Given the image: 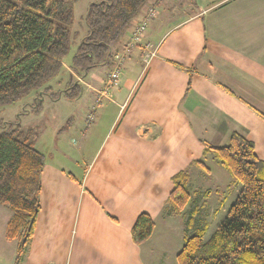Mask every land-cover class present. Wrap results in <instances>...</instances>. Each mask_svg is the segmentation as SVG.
I'll use <instances>...</instances> for the list:
<instances>
[{"label": "crops", "instance_id": "0c3cea01", "mask_svg": "<svg viewBox=\"0 0 264 264\" xmlns=\"http://www.w3.org/2000/svg\"><path fill=\"white\" fill-rule=\"evenodd\" d=\"M121 47L115 80L112 56L76 79L81 91L68 104L56 97L64 122L35 140L40 208L17 262L11 246L13 264H178L185 237L207 226V238L234 199V179L205 145H226L236 131L264 161V0H148L112 54ZM185 169L190 197L173 214L165 200ZM142 212L154 230L136 244Z\"/></svg>", "mask_w": 264, "mask_h": 264}, {"label": "trees", "instance_id": "16d2710c", "mask_svg": "<svg viewBox=\"0 0 264 264\" xmlns=\"http://www.w3.org/2000/svg\"><path fill=\"white\" fill-rule=\"evenodd\" d=\"M75 1L0 0V105L15 103L32 92L40 96L45 93L44 87L51 89L46 83L61 74L63 60L74 44L69 69L76 75L83 76L108 63L112 44L148 0L90 2L84 15L87 29L78 42L71 30ZM80 91L73 80L55 93L56 97L63 92L64 98L73 99ZM37 105L39 110L41 101ZM37 138V133H24L20 127L0 130V203L10 211L5 237L17 242L16 262L33 234L40 208L44 154L35 147ZM207 150L239 183V189L207 238V226L194 228L185 237L176 255L177 263L264 264V161L257 157L253 142L236 131L231 132L226 145H205L204 154ZM192 164L205 167L201 160ZM188 179L187 169L172 176L174 186L165 202L173 214H180L189 200ZM153 230V218L140 213L131 228L133 242L143 243Z\"/></svg>", "mask_w": 264, "mask_h": 264}, {"label": "rangeland", "instance_id": "374dc122", "mask_svg": "<svg viewBox=\"0 0 264 264\" xmlns=\"http://www.w3.org/2000/svg\"><path fill=\"white\" fill-rule=\"evenodd\" d=\"M92 1L94 0H76L72 3L73 21L71 24V30L72 33L75 34V42H78L85 34L87 27L84 22V15L87 6ZM241 23L243 24L245 22ZM249 25L251 29H257L259 22L251 21L249 22ZM258 41L259 40H257V43ZM74 50L75 44L70 47L69 54L63 60V69L61 74H58L55 78L46 83L51 89L44 87L42 90H45V93L40 96L32 92L28 96L21 97L15 103L0 105V130L4 127H20L22 132L26 133L31 131V135L35 136L36 133L39 135L43 131L56 130L59 125L63 124L64 121L62 122V120L57 118L61 105L58 104L57 99H51L49 96L51 95L56 97V91L63 90L65 84H68L70 81L76 79L78 81L80 78V76L71 72L69 69V60ZM119 50V52L118 50L115 52H117V55L121 56L120 52L122 51V47ZM115 55L113 54L112 56ZM39 101H41V108L38 110L36 107L38 106L37 103ZM61 102L68 104L65 98H63V101ZM3 125L5 126L3 127ZM35 147L41 149L38 145ZM234 182L235 184L230 186V193L235 197L237 190L239 189V183L235 180ZM3 206L6 208L5 205L0 203V246L3 244V253L2 255L0 254V264H13L14 258L11 246L16 242V240H9L4 237L6 221L9 219L10 211L8 209L4 211ZM225 213L221 215L220 219H223ZM0 251L2 252V247H0Z\"/></svg>", "mask_w": 264, "mask_h": 264}, {"label": "built area", "instance_id": "2783aa9c", "mask_svg": "<svg viewBox=\"0 0 264 264\" xmlns=\"http://www.w3.org/2000/svg\"><path fill=\"white\" fill-rule=\"evenodd\" d=\"M153 15V9H150L149 12H148V16L143 20L141 21L140 23H138L136 25V27L134 28V30L132 31L131 33V36H130V39L126 42L125 44V49L126 50L132 43H135L139 40V38L141 37V34L143 32V30L145 29V26L147 24V20ZM154 54V50H149L147 51L144 56H143V61L144 62H147ZM115 60H116V68L113 69V71H111L109 74H108V80L112 81V80H115L118 75H119V72H120V68L118 66V63L120 62V56L119 55H115ZM109 86V85H108ZM100 95L106 93H102L101 91L98 92Z\"/></svg>", "mask_w": 264, "mask_h": 264}]
</instances>
